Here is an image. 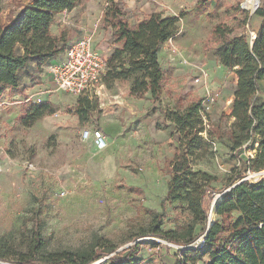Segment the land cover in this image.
I'll return each mask as SVG.
<instances>
[{
    "label": "rangeland",
    "instance_id": "1",
    "mask_svg": "<svg viewBox=\"0 0 264 264\" xmlns=\"http://www.w3.org/2000/svg\"><path fill=\"white\" fill-rule=\"evenodd\" d=\"M31 1L0 0L2 23H8ZM103 1L80 0L81 6L76 7L82 10L89 6L94 15L104 6ZM158 1L160 4L151 0H115L130 22L143 17L140 12L143 4L155 6L156 11L165 15L180 16L172 41L169 39L161 49L166 51L161 59L165 79L159 99H154L151 93L134 99L128 93L121 95L128 104L121 103V98L109 99L105 91L114 82L108 79L101 94L90 96L91 110L79 116V97L54 90L51 95L43 94L41 99L56 112L28 127L21 117L30 104L7 90L2 95L0 240L6 246L3 251H8V259L25 257L38 217L46 246L34 255L36 264H49L47 257L52 252L91 248L109 251L113 247L123 251L137 242L138 255L144 264H177L183 246L158 237L137 240L134 237L152 230L153 212L163 216L162 231H177L191 221L184 204L166 198L178 142L172 137L174 124L165 118L163 111L203 100L204 85L195 81L198 76L195 66L207 70V86L212 92V101L202 104L207 130L202 136L207 140L212 133L211 146L203 156L191 160L195 171H206L219 179L212 184L216 191H210L205 199L209 218L220 195L230 187L223 192L219 190L231 177L242 176L240 181L250 182L264 178V170L254 171L246 163L255 155L257 144L253 148H248L247 143L238 150L231 148L229 132L234 118L230 114L238 77L233 70L218 64L216 44L210 38L213 26L226 22L235 28L234 35L245 33L251 41L250 32L256 33L261 19L244 9L245 0H207L201 6V0ZM238 6L249 13L248 23L243 27H237L243 16ZM105 15L106 12L103 19ZM103 19L84 34L94 35L95 47L104 54L107 67L111 51L118 43L112 30L105 29ZM182 56L194 66H187ZM44 72L45 69H38L40 80ZM120 87L125 90V86ZM104 119L108 121L104 132L108 147L100 151L92 138L85 140L82 134L84 130L102 129ZM63 191L65 195L61 194ZM201 229L202 225H197L195 234ZM104 259L92 264H105Z\"/></svg>",
    "mask_w": 264,
    "mask_h": 264
},
{
    "label": "trees",
    "instance_id": "2",
    "mask_svg": "<svg viewBox=\"0 0 264 264\" xmlns=\"http://www.w3.org/2000/svg\"><path fill=\"white\" fill-rule=\"evenodd\" d=\"M207 0H201V6ZM221 2L223 0H217ZM80 0H32L24 6L8 24L0 19V99L8 89L21 88L20 71L26 69L29 62L37 60L39 68L52 63L63 51L60 45L63 37L54 36L51 26L58 13L72 10ZM243 16L238 19L237 27L248 23L249 13L237 7ZM103 20L105 29H111L116 37L115 43L121 45L111 51L107 60V70L103 82L107 80H130V95L143 98L151 93L159 99L163 90L165 74L159 59L163 44L178 30L180 16L165 15L154 11L135 23L130 22L120 6L111 1ZM261 19L252 42L249 35H234L235 28L226 22L213 26L210 38L216 44L215 55L222 65L237 75V85L230 117L234 118L229 132V141L233 150L244 144L248 148L257 147L255 155L246 163L254 171L264 170V0H260L254 12ZM90 96H79L77 113L83 116L90 111ZM85 106V107H84ZM202 99L188 103L184 108L165 109V118L174 124L172 137L177 138L178 146L173 157L172 176L168 182L166 198L172 202L184 204L191 221L185 222L180 229L162 231L163 216L153 212L154 227L146 233L137 234L134 239L152 236L163 238L184 248L177 256V264H264V178L256 182L245 180L242 176L231 177L223 192H226L215 206L216 221L207 232L209 214L205 199L210 191H216L212 185L219 179L206 171H195L191 162L203 156L211 146L209 138H203L206 132L201 114ZM56 111L49 103H30L21 121L32 126L46 115ZM192 160V161H191ZM165 206V203H162ZM38 216V215H36ZM197 225H202L195 234ZM42 223L35 218L33 237L28 241L25 257L11 260L6 257L8 251L0 240V261L12 264H36L33 261L46 239L41 232ZM204 237L201 247H197L198 238ZM137 238V239H136ZM139 242L123 251L111 248H91L84 251L62 250L49 253V264H92L102 258L105 264H144L138 255Z\"/></svg>",
    "mask_w": 264,
    "mask_h": 264
},
{
    "label": "built area",
    "instance_id": "3",
    "mask_svg": "<svg viewBox=\"0 0 264 264\" xmlns=\"http://www.w3.org/2000/svg\"><path fill=\"white\" fill-rule=\"evenodd\" d=\"M111 1L115 2V0L105 1L104 11L109 7ZM151 1L160 4L158 0ZM250 36L252 41L256 37V33L251 31ZM172 39L173 37L170 38L169 41H172ZM183 57L184 56L181 58L187 66H194L188 59ZM195 67L198 69V76L195 78V81L201 82L205 90L202 104L206 101L211 102L212 92L207 86V70L203 66ZM106 70V58L102 52L96 49L94 35L91 33L84 34L67 47L65 57L62 61L52 63L45 69V72L50 77V86L46 92L51 95L54 90L63 91L78 97L81 95H99L101 94V88L104 86L103 79ZM42 95L43 92L28 95L24 102L28 104L42 103ZM202 111L203 105L201 109V114L203 116ZM82 137L85 140L92 138L96 148L100 151L108 147V141L102 129L84 130ZM61 194L65 195V192L63 191ZM202 238L197 241V247L202 246ZM6 264L10 263L7 262Z\"/></svg>",
    "mask_w": 264,
    "mask_h": 264
},
{
    "label": "crops",
    "instance_id": "4",
    "mask_svg": "<svg viewBox=\"0 0 264 264\" xmlns=\"http://www.w3.org/2000/svg\"><path fill=\"white\" fill-rule=\"evenodd\" d=\"M105 1L106 0H104L102 2V6L104 5ZM88 5H89V3H88ZM79 6H81V5H78V7ZM140 6H141L140 12L142 13L143 17L140 18L139 20L143 19L144 17H146V16L150 15L151 13H153L154 11H156V7L155 6L151 7L150 4H143V6L142 5H140ZM78 7H75L74 9L69 10V11L66 10V11L58 13L56 15L55 21L51 26V32L54 36H57V37L62 36L63 37V41L60 43V45L64 46V51L58 57H56L54 60H52V63L62 61L65 57L66 49L71 43L78 40L85 33V31L92 28V26L97 27V25L99 23H102V19H103V16L105 14L104 6L101 8V10H99L98 14H96L97 13L96 12L94 15H93L92 11H89V9H88L89 6H87L86 8H83L82 10H79ZM17 14L18 13H16V15ZM15 16L10 21H8V23H10L15 18ZM137 19L134 22L132 21V23H135L136 21H138ZM8 23H6V24H8ZM99 32H101V29H100V31H98V33ZM176 41H178V40H176ZM120 45L121 44L118 43L117 46H120ZM115 46H116V44H115ZM165 53H166L165 49L160 51V55H159L160 62H162L161 59ZM46 68H47V66L43 67V69H46ZM38 69H39V66H38L37 60H35V59L31 60L29 62L28 67L26 69L20 71V80H21L20 90L17 91L15 89H8L7 91L13 93V95L16 94L15 97H21V96L24 97L22 102H24L26 97L28 95H31V94H37L40 92H43V94H48L46 91L48 90V87L50 86V77L46 72H44L45 75H44L43 79L40 80V77L37 76ZM163 71H164V69H163ZM37 82H40L41 84L44 83V84L37 85L36 84ZM122 82H126V83H122ZM43 85H46L47 87L43 86ZM112 85L113 86L109 90L105 91V97L107 96L110 99V96H111V97H114L115 99H119V98H121V95L123 96V95H125V93H128L130 98H132V99L135 98V97L131 96L129 93L130 87H131L130 80H125V81L117 80L114 83H112ZM121 85L125 86L124 91H122L123 89H121V87H120ZM4 94H5V92H4ZM147 94H149V93H147ZM18 100H20V99H18ZM121 103L126 104L127 101L123 100L121 98ZM107 124H108V121H106L104 119V122L100 125L104 132L106 131L105 126H107Z\"/></svg>",
    "mask_w": 264,
    "mask_h": 264
},
{
    "label": "water",
    "instance_id": "5",
    "mask_svg": "<svg viewBox=\"0 0 264 264\" xmlns=\"http://www.w3.org/2000/svg\"><path fill=\"white\" fill-rule=\"evenodd\" d=\"M259 5H260V0H258V3H257V5H256V8L253 10V12H255L257 9H258V7H259ZM244 9H246L245 7H244ZM256 38V37H255ZM255 38L252 40V42L255 40ZM243 181H245V180H242V181H240L239 183H241V182H243ZM239 183H236V184H234V185H232L228 190H226L225 191V193L227 192V191H229L230 189H232V188H234L236 185H238ZM224 194V193H223ZM222 194V195H223ZM222 195H220V199H219V201L222 199ZM216 221V218H214V220L213 221H211V218H209V223H208V228H207V232L210 230V228L213 226V224H214V222ZM204 239V237L202 238V240ZM0 262H3V261H0Z\"/></svg>",
    "mask_w": 264,
    "mask_h": 264
},
{
    "label": "bare ground",
    "instance_id": "6",
    "mask_svg": "<svg viewBox=\"0 0 264 264\" xmlns=\"http://www.w3.org/2000/svg\"><path fill=\"white\" fill-rule=\"evenodd\" d=\"M257 3H258V0H245L244 7L250 11H253L256 8ZM214 218H215V211L213 210L211 221H213Z\"/></svg>",
    "mask_w": 264,
    "mask_h": 264
}]
</instances>
